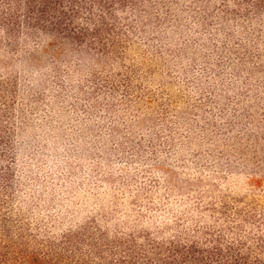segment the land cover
<instances>
[{
  "label": "rangeland",
  "instance_id": "rangeland-1",
  "mask_svg": "<svg viewBox=\"0 0 264 264\" xmlns=\"http://www.w3.org/2000/svg\"><path fill=\"white\" fill-rule=\"evenodd\" d=\"M254 2L116 0L104 50L0 22V253L219 242L264 262Z\"/></svg>",
  "mask_w": 264,
  "mask_h": 264
},
{
  "label": "trees",
  "instance_id": "trees-1",
  "mask_svg": "<svg viewBox=\"0 0 264 264\" xmlns=\"http://www.w3.org/2000/svg\"><path fill=\"white\" fill-rule=\"evenodd\" d=\"M114 2L116 0H0V22L9 23V34L14 38L18 34L31 38L43 34L61 37L68 42L100 43L105 34L110 35L112 24L109 20L114 16ZM252 4L259 8L264 6V0H255ZM105 47L102 42L101 48L104 50ZM69 244L70 237L66 236L64 245ZM22 253L11 251L0 253V264H6L8 261L9 264H72L73 260V256L70 254L63 256L60 251L46 250L39 258L36 255L34 258L24 256L22 258ZM74 264L90 263L76 261ZM109 264H264V262L251 261L241 247L232 244L222 247L218 242L204 248L197 242L188 245L170 242L165 248L156 245L150 250L144 249L142 254H139L133 245Z\"/></svg>",
  "mask_w": 264,
  "mask_h": 264
}]
</instances>
